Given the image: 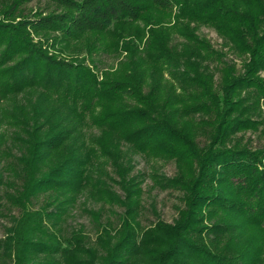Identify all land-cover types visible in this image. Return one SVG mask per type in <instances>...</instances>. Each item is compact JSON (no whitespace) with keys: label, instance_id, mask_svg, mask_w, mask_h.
Returning <instances> with one entry per match:
<instances>
[{"label":"trees","instance_id":"obj_1","mask_svg":"<svg viewBox=\"0 0 264 264\" xmlns=\"http://www.w3.org/2000/svg\"><path fill=\"white\" fill-rule=\"evenodd\" d=\"M263 70L264 0H0V264H264V143L236 139ZM146 176L181 194L172 222L142 224Z\"/></svg>","mask_w":264,"mask_h":264},{"label":"rangeland","instance_id":"obj_2","mask_svg":"<svg viewBox=\"0 0 264 264\" xmlns=\"http://www.w3.org/2000/svg\"><path fill=\"white\" fill-rule=\"evenodd\" d=\"M30 7L36 6V2H32L29 5ZM196 33L200 37L206 38L212 45V47L216 50H220L225 53L224 60L232 65H236L237 68H240L241 58L238 57L235 53L229 50L228 46L225 45V42L217 35V33L209 28L204 26H198ZM175 42H178V39H175ZM111 61L106 59L104 64L108 65ZM210 72L214 78L215 83L219 82L220 78V66L218 64L209 65ZM260 76L264 78V70L260 72ZM260 113L258 115L253 116V119L260 121L259 128L256 132L248 131L244 133H239L236 135V139L245 143L250 147H258L264 143V103L260 104L259 108ZM199 133V145H202L206 140L205 133ZM132 164L134 165L133 173L138 171L143 172L145 174H149L151 172H156L162 174L166 177H170L175 172L174 162H164L161 160H146L139 155L130 154ZM151 180L148 176L145 177V180L142 184L143 188V198H142V224L144 226H148L151 223L156 221V217L158 216L161 220L166 222H172L177 215L178 208L182 207V203L180 200L181 194L176 191H160L158 189L151 188ZM116 189V188H115ZM81 204L77 206V208L72 213V216L68 219L67 225L70 228H78L79 226H83L85 231L92 236V225L90 223L89 216L84 212L83 209H98L99 204L94 203L93 201L81 198L79 201ZM118 210V209H116ZM6 224V220L4 218H0V238L3 237V227Z\"/></svg>","mask_w":264,"mask_h":264}]
</instances>
